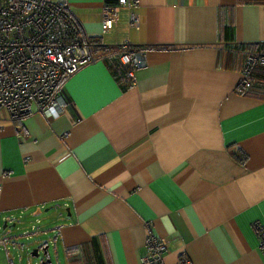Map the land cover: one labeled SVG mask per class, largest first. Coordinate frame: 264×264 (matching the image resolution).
I'll list each match as a JSON object with an SVG mask.
<instances>
[{"label":"crops","instance_id":"crops-1","mask_svg":"<svg viewBox=\"0 0 264 264\" xmlns=\"http://www.w3.org/2000/svg\"><path fill=\"white\" fill-rule=\"evenodd\" d=\"M47 1L67 2L97 58L65 81L58 117H0L2 244L5 223L35 221L63 264L93 249L104 264H141L148 224L168 239L159 264L183 251L189 264H264V98L238 91L244 51L264 45V3L137 0L104 29L117 0ZM126 42L146 60L132 87L103 57Z\"/></svg>","mask_w":264,"mask_h":264},{"label":"built area","instance_id":"built-area-1","mask_svg":"<svg viewBox=\"0 0 264 264\" xmlns=\"http://www.w3.org/2000/svg\"><path fill=\"white\" fill-rule=\"evenodd\" d=\"M117 1L103 8L104 29L113 26L121 5L138 4L137 0ZM129 21L139 27V14L133 10ZM244 53L240 86L247 87L255 69L264 65V47ZM103 57L124 87L135 85L134 70L146 65L143 51L127 42L112 47ZM96 58L90 40L81 36L67 2L0 0V117L7 113L17 121L32 111L58 117L71 106L65 81ZM146 226L147 254L141 257V264H159L168 239L155 236ZM260 236L264 248V234ZM179 263H191L184 251L179 254Z\"/></svg>","mask_w":264,"mask_h":264},{"label":"rangeland","instance_id":"rangeland-1","mask_svg":"<svg viewBox=\"0 0 264 264\" xmlns=\"http://www.w3.org/2000/svg\"><path fill=\"white\" fill-rule=\"evenodd\" d=\"M31 222L37 228L41 225L44 226V223ZM12 223L2 228L1 237L4 239V244H0V264H43L42 262L46 259L43 247L44 243L48 242L47 256L52 257L50 264H63L64 259L61 252L58 251L59 257H55L54 248H52L50 242V232L39 234V231H35L25 234V231H30L31 224L28 221L18 222L14 226H11ZM34 249L39 251L37 256L32 254Z\"/></svg>","mask_w":264,"mask_h":264},{"label":"trees","instance_id":"trees-1","mask_svg":"<svg viewBox=\"0 0 264 264\" xmlns=\"http://www.w3.org/2000/svg\"><path fill=\"white\" fill-rule=\"evenodd\" d=\"M255 1L264 3V0H255ZM228 13H232V12L230 11ZM222 19H223L222 17H219V32L221 35L224 36L226 40H228L229 42H232L231 40L233 36V31H234L233 21L229 19L223 21ZM262 47H264V45H262ZM239 48L244 49L247 47L243 46ZM263 81H264V65H261L257 67L255 71L253 72L251 76L250 84L247 87L239 86L238 91L240 93H245L247 95H255V96L264 98V86L261 84V82ZM237 157L241 160L243 159L242 157H240V155L239 156L237 155ZM45 245L47 244L45 243ZM53 248L55 250L56 246ZM74 250L76 251L78 249H74ZM69 256H70L71 264H104L103 259L97 255L96 249H93L92 251L88 250L87 258L85 257V254H84V256L81 259V256L79 253H69Z\"/></svg>","mask_w":264,"mask_h":264},{"label":"water","instance_id":"water-1","mask_svg":"<svg viewBox=\"0 0 264 264\" xmlns=\"http://www.w3.org/2000/svg\"><path fill=\"white\" fill-rule=\"evenodd\" d=\"M6 224V223H5ZM5 224H4V227H5ZM14 225V224H13ZM43 252H44V254H46V259L42 262L43 264H50L51 262H52V258H50V256H47V254H48V246H44L43 247ZM32 254L33 255H38L39 254V251H38V249H34L33 251H32Z\"/></svg>","mask_w":264,"mask_h":264},{"label":"clouds","instance_id":"clouds-1","mask_svg":"<svg viewBox=\"0 0 264 264\" xmlns=\"http://www.w3.org/2000/svg\"><path fill=\"white\" fill-rule=\"evenodd\" d=\"M35 228H36V227H35V225H34V226H33V229L31 228L30 231H28V232H32Z\"/></svg>","mask_w":264,"mask_h":264}]
</instances>
